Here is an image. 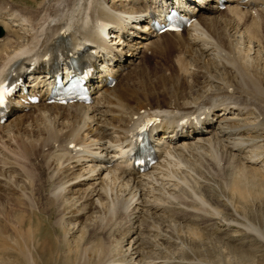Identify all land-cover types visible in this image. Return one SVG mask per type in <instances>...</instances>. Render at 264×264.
Wrapping results in <instances>:
<instances>
[{
	"label": "bare ground",
	"instance_id": "bare-ground-1",
	"mask_svg": "<svg viewBox=\"0 0 264 264\" xmlns=\"http://www.w3.org/2000/svg\"><path fill=\"white\" fill-rule=\"evenodd\" d=\"M172 1L192 22L181 32L157 35L142 28L146 12L157 7L156 0H0L4 32L0 36V83H19L9 101L11 119L0 124V132L30 120L56 123L58 129L44 126L43 132L51 152L66 155L53 153L54 171L50 173L55 180L50 196H72L58 199L60 211L66 204L83 203L72 213L78 216L86 206L93 212L119 200L128 205L127 210L119 206L126 211L135 205L133 220L146 215V221L153 224L156 218L165 217L162 196L169 197L174 182L178 183L170 174L187 176L192 158L201 162L199 167L213 163L222 169L227 164L264 176V121L255 115L262 116V108L248 97L251 91L261 92V82L234 59L231 42L236 33L247 39L256 29L264 0L243 4L225 0L223 9L217 0ZM167 48L173 53L165 59L170 69L156 71L155 65L154 78L147 83L151 89L137 88L149 72L143 52L161 57ZM103 52L108 67L101 64ZM187 53L196 64H210L211 72L208 65L206 74L202 66L189 64L182 56ZM71 58L90 66L99 63L103 68L87 79L90 103L61 106L46 104L42 97L37 104H30L28 96L36 92L45 96L42 87L46 78L41 74ZM222 75L235 76L240 82L236 80L233 86ZM107 76L113 81L111 87L100 81ZM23 87L26 94H20ZM142 128L154 162L139 172L131 152ZM170 165L178 169L171 173ZM208 168L215 170V166ZM142 222L138 221L137 228L141 225L146 231L139 230L142 233L127 242L128 260L122 264H163L143 256L152 243L147 233L153 229Z\"/></svg>",
	"mask_w": 264,
	"mask_h": 264
},
{
	"label": "rangeland",
	"instance_id": "rangeland-1",
	"mask_svg": "<svg viewBox=\"0 0 264 264\" xmlns=\"http://www.w3.org/2000/svg\"><path fill=\"white\" fill-rule=\"evenodd\" d=\"M260 15L263 21L257 23L250 35L248 33L247 39L236 33L231 42L234 59L261 82V92L251 91L248 97L257 100L262 108V116L253 113L250 117L257 115L258 121H264V13ZM3 34L0 27V36ZM146 52L143 53L147 56L145 64L149 72L138 82L137 88L150 90L152 86L147 83L154 78L153 67L156 65V71L169 70L165 59L173 53L167 48L161 56L164 58H161ZM188 54L182 56L191 64L193 60ZM193 65L202 66L200 69L204 72H211L208 63L199 65L193 62ZM222 78L233 86L239 81L235 76L222 75ZM149 98L152 100L153 94ZM53 122L30 120L0 132V264H122L123 260H128L127 242L136 237V233L146 231L141 229V225L137 228L138 221L143 220L142 224L146 223L153 229L147 231L152 242L150 250L143 254L150 261L157 259L163 264H264L262 174L226 166L223 157L226 165L221 161L222 169L213 163L205 165L215 166V170L203 164L202 169L198 166L201 162L192 158L189 160L192 168L189 170L187 167L185 171L187 176L178 172L173 174V169L176 167V171L178 166L170 165V175L176 176L174 180L177 178L179 184L174 182L173 191L168 192H173L170 194L174 197L165 195L169 199L166 200L162 196L165 217L161 214V218L155 217L157 221L153 217V224L146 221V215L133 220L137 215L134 213L135 205L131 207L133 210L130 208L133 212L130 209L126 211L128 205L118 203L119 200L93 212L86 206L83 214L74 216L72 213L80 210L83 203L66 204L62 212L57 201L72 197L71 194L57 193L52 197L49 193L55 182L52 156H66L65 153L56 155L57 152H51L47 145L49 139L43 128L58 129ZM233 184L237 191H234ZM84 204L87 205L86 200ZM60 213L65 216L61 217ZM127 230H131L130 233Z\"/></svg>",
	"mask_w": 264,
	"mask_h": 264
}]
</instances>
